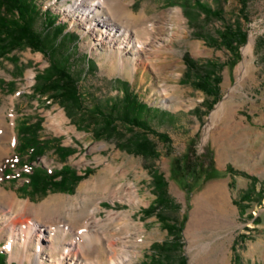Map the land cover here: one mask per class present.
Returning a JSON list of instances; mask_svg holds the SVG:
<instances>
[{"label": "rangeland", "instance_id": "obj_1", "mask_svg": "<svg viewBox=\"0 0 264 264\" xmlns=\"http://www.w3.org/2000/svg\"><path fill=\"white\" fill-rule=\"evenodd\" d=\"M31 1L40 10L34 29L77 81L83 110L35 97V77L49 65L40 52L1 58L0 113L15 139L1 185L36 212L58 201L43 217L61 220L66 240L88 229L91 244L79 240L85 249L78 264H110L112 254L116 264H264V0H121L134 17L127 28L151 31V47L135 56L120 55L108 37L96 41L91 20L69 10L74 0ZM46 11L64 29L59 37L46 30ZM176 12L180 23L172 20ZM225 29L246 38L232 67V53L219 43ZM157 53L166 75L151 66ZM185 54L210 66L192 73ZM207 70L219 80L215 96L191 85ZM126 93L146 106L138 120L148 129L119 120ZM21 121L44 143L31 163L15 151ZM29 165L43 172L68 167L83 178L70 191L34 192L23 186ZM151 205L158 215L143 213ZM5 235L0 259L22 264L23 248L17 241L7 250ZM27 254L24 264L74 263L73 255L59 259L48 249L37 259L33 244Z\"/></svg>", "mask_w": 264, "mask_h": 264}, {"label": "trees", "instance_id": "obj_2", "mask_svg": "<svg viewBox=\"0 0 264 264\" xmlns=\"http://www.w3.org/2000/svg\"><path fill=\"white\" fill-rule=\"evenodd\" d=\"M200 9L207 16H214L210 9L200 5ZM39 9L32 3L31 0H0V59L16 50H23L29 48L33 51H38L49 60V65L43 72L35 77V87L33 94L37 98H50L61 103L67 110H83V102L79 93L78 83L72 77L66 65L63 64L62 59H56L53 53V47H50L44 40L42 33L34 29V20L38 17ZM6 13V14H4ZM9 15V17L7 16ZM46 30L53 29L56 37H59L64 29L58 23V19L50 16L49 12L43 13ZM66 35V34H65ZM64 35V36H65ZM245 34L225 29L219 33V43L221 46L227 48L233 56L232 61L228 64L232 67L235 60L238 58V46L245 42ZM183 61L188 71L194 73L202 68L207 69L210 63L198 65L194 62L188 54L183 56ZM207 74L196 75L192 80L191 85L208 95H217L218 78H210L211 74L207 70ZM122 112L119 120L137 127L148 129V126L138 120L139 113L146 106L142 104L136 96L126 93L122 100ZM116 109V107H115ZM113 109V106L110 110ZM34 125L29 124L27 121H21L18 125V133L20 135L19 144L16 146L15 151L23 156H27L29 163L34 162L42 155L44 143L31 133ZM159 137L164 138L162 134H157ZM61 156H65L62 153ZM29 174L26 176L28 181L23 186H29L32 191L44 193L49 188H56L62 191H70L78 182L82 180V176L76 175L68 167H63L60 170L53 172H43L39 169L32 168L30 165L27 167ZM159 176H154L153 180L160 183ZM160 185V184H158ZM156 189H158V186ZM22 189V188H21ZM162 200L157 196V204ZM144 214L158 215V208L149 206L143 211ZM168 232L172 231V226H167ZM159 247L162 251L165 249L163 246ZM0 264H5L0 259ZM150 264H166L162 260H154ZM179 264H185L184 261Z\"/></svg>", "mask_w": 264, "mask_h": 264}, {"label": "bare ground", "instance_id": "obj_3", "mask_svg": "<svg viewBox=\"0 0 264 264\" xmlns=\"http://www.w3.org/2000/svg\"><path fill=\"white\" fill-rule=\"evenodd\" d=\"M69 10L75 13L78 12L80 17L91 20V26L97 33L96 41L102 42L108 37L109 43L114 42L117 45V52L120 55L124 51H132L133 56L140 52L146 54L147 46L153 43L150 41V30L144 28L138 31L127 28V25L134 17L128 5L121 0H74ZM172 20L175 23H180L182 18L176 12ZM163 48L159 45L157 50L163 51ZM159 57H161L159 53L153 56L152 61H155L151 66L158 76L166 75V66L157 62ZM122 64L124 65L125 62L122 61ZM14 142L15 139L0 113V200L5 203V205L1 206L0 234L5 233L7 235L6 249L11 251L15 242L18 241L24 251L19 257L22 264L30 260L27 252L31 244H33L34 255L37 259L45 249H48L50 251L55 250L57 253L60 252L61 257L59 259L73 255V264H78L79 258L83 255V250L85 249L79 240H85L88 246L91 244L87 235L88 229H76L77 231L73 235L74 238L66 240L65 236L70 231L61 224V220H51L48 217H43L44 214L54 210L56 205L58 206V201H56L57 203L55 202L56 204H54V201H49L38 208L36 212L32 210L31 204L27 201H17L15 195L9 193L1 185L3 179L1 165L11 150L9 144ZM74 247H77V252L72 254ZM114 259L115 255L112 254L109 258L110 264H116ZM35 264L39 263L35 262Z\"/></svg>", "mask_w": 264, "mask_h": 264}]
</instances>
